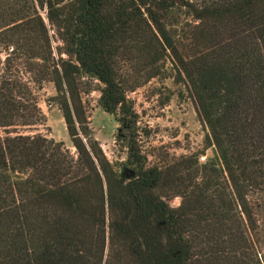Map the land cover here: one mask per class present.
<instances>
[{"label":"trees","instance_id":"obj_1","mask_svg":"<svg viewBox=\"0 0 264 264\" xmlns=\"http://www.w3.org/2000/svg\"><path fill=\"white\" fill-rule=\"evenodd\" d=\"M176 1L0 0V264H264V0ZM162 77L185 84L215 158L147 164L129 92ZM84 78L120 123L122 171L88 128ZM47 81L75 153L16 130L45 120Z\"/></svg>","mask_w":264,"mask_h":264},{"label":"rangeland","instance_id":"obj_2","mask_svg":"<svg viewBox=\"0 0 264 264\" xmlns=\"http://www.w3.org/2000/svg\"><path fill=\"white\" fill-rule=\"evenodd\" d=\"M176 3L181 5L183 1L177 0ZM42 14L46 18L45 10ZM184 17L187 16L182 14V19ZM50 32L54 54L58 58L59 48L63 43L52 29ZM84 81L87 82L86 86L91 85L93 88L91 91L84 88L81 94L88 128L100 143L107 159L116 170L122 171L128 157V149L125 142L118 138L120 123L114 115L106 113L98 105L99 88L102 84L87 78H84ZM36 94L45 120L32 126L17 127L16 130L22 134H42L49 139L63 141L75 153L76 149L72 145L62 111L54 100L57 95L54 83L45 82L42 89H36ZM129 98L134 101L139 115V140L144 154L148 157L147 164L162 162L167 155H195L199 157L200 163L216 157L215 149L206 144L208 129L200 120L196 105L185 84L176 83L173 77L156 78L129 92ZM251 200L256 222L253 231L254 251L264 263V194L253 196ZM168 201L177 207L181 198L172 197Z\"/></svg>","mask_w":264,"mask_h":264}]
</instances>
